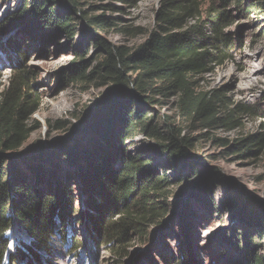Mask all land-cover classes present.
<instances>
[{"label": "trees", "instance_id": "16d2710c", "mask_svg": "<svg viewBox=\"0 0 264 264\" xmlns=\"http://www.w3.org/2000/svg\"><path fill=\"white\" fill-rule=\"evenodd\" d=\"M19 1L17 9L0 21V55L7 53L9 60V72L0 89V264L14 255L26 261L25 264H45L44 258H48L53 249L52 240L64 237L65 227H62L73 217L86 227L95 246L102 244L117 261L122 260L127 255L126 246L133 241L146 243L147 227L168 213L165 203L169 192L165 189L171 185L166 172L160 174L161 166L153 164V155L132 154L122 144L138 131L147 138L161 141L157 143L159 148L152 150L166 155V164L176 169L191 165L194 169L192 151L197 140L180 135L171 125L166 127L167 136L162 137L155 123L156 114L147 104L157 103L156 95L179 94V109L186 117L198 119L204 127L213 128L218 124L216 114L226 106L225 95L220 90L194 92L189 76L208 73L228 58L218 45L226 48L232 43L223 32L228 25L226 12L223 7L212 11L216 9L212 7L205 22L202 9L206 0H160L148 37L137 48L128 50L98 37L97 31H105L113 23L103 14L92 15L90 10H84L83 3L90 0ZM122 1L133 5L137 0ZM246 1V12L254 8L264 12V0ZM79 15L88 27L81 44L86 39L92 40L105 55L92 76L108 80L112 85L102 110L93 112L96 114L93 123L103 143L92 142L81 150L66 149V153L63 149L50 151L47 160L45 156L26 171L16 156L31 132L38 128L28 123L36 107V95L28 86L31 72L17 65L22 55L21 46L12 40L2 47V40L13 29L34 33L32 38L64 35L73 39ZM204 22L210 23L213 33L214 42H209V47L203 43L206 40L202 33ZM81 70L77 66L70 68L73 76L67 79H84L85 70L80 73ZM235 109L240 113L250 111L245 106L235 105ZM235 109L228 110L227 115L232 117L230 111L235 113ZM235 125L232 118L227 124L220 123L226 128ZM216 141L222 146L227 143L222 139ZM263 143L264 135L260 133L240 140L238 146L254 154ZM55 156L60 160L69 157L79 178L77 193L68 180H61L58 165H47ZM206 168L204 172L213 171L212 167ZM76 194L82 197L80 211L73 210ZM235 197L233 194L230 203L237 207L240 199L235 201ZM183 211L182 221L186 220L190 209L184 205ZM15 227L24 231L25 236L12 253L10 231ZM249 227L253 234H248L247 230L240 234L242 260L244 264H264V255L254 251L251 245L252 236L263 234L264 216L258 215ZM186 247L180 243L175 255L163 257L164 264H200ZM233 248L236 250L238 244Z\"/></svg>", "mask_w": 264, "mask_h": 264}, {"label": "rangeland", "instance_id": "374dc122", "mask_svg": "<svg viewBox=\"0 0 264 264\" xmlns=\"http://www.w3.org/2000/svg\"><path fill=\"white\" fill-rule=\"evenodd\" d=\"M159 1L137 0L129 5L122 0H90L83 3V9L90 10L92 15L103 14L113 23L105 31H97L98 37L111 45L133 50L146 40L153 28ZM246 4V0L203 2L205 22L212 7L216 8L212 11L224 8L228 25L223 32L232 41L226 48L218 44L220 51L228 54L223 64L208 73L189 76L194 92L220 90L225 95L226 106L216 114L218 124L213 128L204 127L198 119L186 117L179 109V94L156 95L154 99L158 102L147 104L156 114L155 123L162 137L167 136L166 127L171 125L180 135L197 140L192 151L194 169L191 165L176 169L166 164V155L152 150L159 148L157 143L161 141L147 138L138 131L122 144L132 154L153 155V164L161 166L160 174L166 172L171 181L165 189L169 192L165 203L168 213L147 227V242H130L125 248L126 257L117 261L102 244L95 246L86 227L73 217L62 227H65L64 237L52 240L53 249L49 257L44 258L45 264H164L163 257L175 255L180 243L187 246L200 264H244L240 234L245 230L253 234L249 227L252 220L258 215L264 216V143L254 154L238 146L240 140L249 135H264V12L257 8L246 12ZM19 5V0H0V21ZM76 20L73 39L64 35L51 39L32 38L34 33L13 29L2 40V47L12 40L21 46L22 55L17 65L31 72L28 86L36 95V107L28 123L38 128L31 132L16 156L26 171L45 156L47 160L50 151L63 149L66 153V149L81 150L92 142L103 143L93 123L96 115L93 112L102 110L112 85L108 80L92 76L105 55L92 40L86 39L81 44L87 22L80 19V15ZM209 24L205 23L202 30L203 38L206 37L203 43L208 47L211 46L209 42H214ZM81 61L84 62L79 66ZM8 62L7 53L0 55V89L9 72ZM75 66L85 70L80 71L85 78L69 81L67 77L73 76L70 68ZM235 105L245 106L250 111L240 113ZM232 108L235 113L230 111L232 117H229L227 113ZM230 118L235 121L234 127L220 126V123L227 124ZM217 139L227 143L222 146ZM47 165H58L61 180H68L74 191L78 190L79 178L69 157L60 160L55 156ZM204 167H212L213 171L204 172ZM233 194L235 201L240 199L237 207L230 203ZM75 197L73 210L80 211L82 197L79 194ZM184 205L189 207L190 214L182 221ZM10 235L9 250L14 253L25 233L15 227ZM255 235L251 245L254 251L264 255V231L262 235ZM234 244H238L236 250ZM25 262L14 255L5 264Z\"/></svg>", "mask_w": 264, "mask_h": 264}]
</instances>
